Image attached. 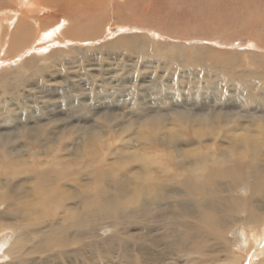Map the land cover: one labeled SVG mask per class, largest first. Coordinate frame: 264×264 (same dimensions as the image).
<instances>
[{"label": "bare ground", "instance_id": "6f19581e", "mask_svg": "<svg viewBox=\"0 0 264 264\" xmlns=\"http://www.w3.org/2000/svg\"><path fill=\"white\" fill-rule=\"evenodd\" d=\"M141 1L143 21H155L164 31L161 16L150 20L156 0H126L121 6L114 0H0V12L19 11L10 20L0 17V52L6 59L34 47L64 20L71 23L62 32L65 39L88 42L112 19L108 11H117L114 21L122 23V11L138 15ZM176 5L169 29H191L213 40L245 19L264 46V23H257L264 18V0H176ZM45 10L58 13V21L42 20L38 13ZM177 11L192 21L181 22ZM220 21L228 24L218 27ZM36 56L22 67L39 74ZM160 56L178 69L173 53ZM15 75L0 73V264H85L76 259L90 248L100 249L110 264H243L244 252L262 242L264 74L226 79L227 87L244 92L234 111L164 108L161 114L134 103L141 116L124 127L116 116L101 115L89 126L68 120L61 131L50 126L54 115L31 124L23 119L27 99L18 71ZM254 84L263 91L260 100L250 97ZM236 228L240 253L234 251Z\"/></svg>", "mask_w": 264, "mask_h": 264}, {"label": "rangeland", "instance_id": "374dc122", "mask_svg": "<svg viewBox=\"0 0 264 264\" xmlns=\"http://www.w3.org/2000/svg\"><path fill=\"white\" fill-rule=\"evenodd\" d=\"M125 1L114 0V2L119 3V6ZM178 1L180 2V0ZM145 5L146 3L143 1L138 2V15L130 11H122V23L117 22L118 20L114 21L113 16L118 14L117 11L112 13L108 11L107 14H110L109 17L112 19H106L107 22H104L96 37L91 38L88 42L69 37L65 39L62 32L70 29L71 23L64 20L55 30L53 29L55 32L52 30L49 34L44 35V38L39 42L40 44L34 46L35 48H26L7 56L6 59V56L3 57L4 54L0 52V73L8 72L13 77L17 75L15 72L18 71L19 84H24V87L22 86L20 89H23L22 93L24 92V99H27L26 105L28 106H22L23 108L26 107L25 112L27 113L22 116L23 119L25 118L24 120H28L31 124L36 120L54 115L57 117L54 118L55 120L53 119V125L50 124V126H57L59 127L57 130L61 131L68 124V120L74 122V125L79 124L80 127L89 126L101 115L109 118L114 117V119L116 116L117 123L120 124L119 128L124 127L131 118L141 116L138 114L139 111L133 108L134 103L142 104L143 108L150 109L152 113L156 111L161 112V114L164 108L165 110L182 111L195 107L196 112L200 113L204 110L216 112V110H220L217 108L221 106L224 109L230 107V109H226L234 111V108L238 106V97L242 98L244 92L241 88L227 87V80H251V78L260 77L264 74V46L255 37L258 36V30L247 25L245 19L236 22L237 27L231 31L215 35L213 40L205 39L197 34L192 35L191 29L177 28L172 30L169 28L174 27L171 25V21L176 18H171L174 10H177L176 0H156V10L153 11L151 7L152 14L150 13L149 16L151 21L161 16L160 19L165 24L163 31L156 27L155 21L152 25L143 21L141 11ZM178 11L177 18L179 16L180 21H192L190 17L185 18L179 15ZM54 13L53 10H45L38 14L42 20L46 19L45 21L51 24L58 21V13ZM4 15L10 20V16H19V11L13 13L9 9H4L0 12V17L3 18ZM174 21L178 22V19ZM257 23H264V18L260 17ZM224 24L228 23L220 21L218 27H223ZM174 36L177 37L174 38ZM132 44L134 45L132 46ZM39 47L43 50L36 53L35 49ZM169 52L175 55L178 69L169 68L167 59L159 57V55ZM38 54L40 56H36L35 59L37 60V67L42 70L39 74H36L31 68L22 67L27 59ZM251 58L255 59L258 64L255 65ZM86 71L90 72L87 77L84 75ZM41 80H49L47 86L41 84ZM49 84L51 87L48 86ZM262 92L254 84L250 97L260 100L263 96ZM54 95V100L49 98ZM222 100L226 103L222 104ZM39 103L40 105H37ZM44 103L48 104L46 105L48 109L45 107L42 109ZM38 109H42V111L40 112ZM238 109L243 110L244 107L240 106ZM19 112V110L16 111L15 116ZM43 113L48 115H42ZM69 115L70 118H68ZM42 116L44 117L42 118ZM17 120L19 119L15 118V123ZM139 126L137 125L135 130H139ZM132 138L134 139L135 136L133 135ZM167 160L168 163L174 165L170 157ZM131 229L134 230L132 227ZM237 233L238 229L236 228L232 232L236 239L234 251L240 253L241 243L236 237ZM108 234L110 235V233H106V235ZM0 237L2 238V236ZM263 244L264 234L262 242L258 246L247 251V253L244 252L243 264H258L264 257ZM84 253L87 255L83 254L82 257H77L78 262H86L85 264H87L90 259V264H92V260L93 264H110L103 257L100 249L90 248V250L86 249Z\"/></svg>", "mask_w": 264, "mask_h": 264}]
</instances>
